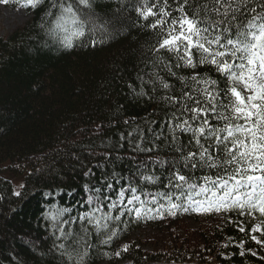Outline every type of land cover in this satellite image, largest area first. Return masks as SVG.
Instances as JSON below:
<instances>
[{
	"label": "trees",
	"instance_id": "trees-1",
	"mask_svg": "<svg viewBox=\"0 0 264 264\" xmlns=\"http://www.w3.org/2000/svg\"><path fill=\"white\" fill-rule=\"evenodd\" d=\"M144 2L40 0L28 23L0 36V264H75L60 244L74 258L87 247L85 264H264L254 253L264 254V231L253 229L255 215L264 229V216L231 210L192 228L184 209L190 189L181 195L169 184L177 169L198 185L221 171L184 167L182 156L197 149L189 133L176 130L173 139V115H191L181 94L199 95L192 76L225 84L211 65L177 67L163 50L157 59V31L137 11ZM69 6L83 25L59 20ZM81 28L84 35L73 34ZM130 185L151 214L127 212L139 205L125 202L124 215L110 206L96 213L119 217L107 229L80 219L93 209L90 196L110 204ZM60 209L70 211L49 218ZM149 229L155 234L138 236Z\"/></svg>",
	"mask_w": 264,
	"mask_h": 264
},
{
	"label": "snow or ice",
	"instance_id": "snow-or-ice-1",
	"mask_svg": "<svg viewBox=\"0 0 264 264\" xmlns=\"http://www.w3.org/2000/svg\"><path fill=\"white\" fill-rule=\"evenodd\" d=\"M79 2L91 6L90 0ZM173 2L175 7L169 4V0H151V3L145 0L137 9L140 18L150 21L148 27L157 31V46L154 49L157 59H160L163 50L175 55L177 67L194 69L198 65H211L224 78L225 87L220 89L215 79L192 76L190 79L194 85H199L194 89L199 95L194 96L191 92L181 94L183 111L191 115L187 119L173 115L176 121L173 139L179 141L176 130L189 133V142L194 143L197 149H189L182 156L184 167L199 165L221 171H217L214 178L202 177L204 184L198 185L190 176L184 175L182 169H177L169 177V184L180 189L181 195H184L185 185L190 190L199 188L195 195L210 193L204 201H193L198 207L206 206L216 211L239 210L242 215L245 210H258L264 216V0ZM39 3L40 0H27L25 6L36 7ZM63 12L60 21L68 18L74 24L79 22L83 25L84 21L75 15L71 6L64 8ZM73 34L82 36L84 32L81 28ZM68 44L70 46V40ZM165 67L175 75L171 66ZM157 79L164 89L171 87L158 75ZM167 99L174 102L176 98ZM213 121L222 122L223 126ZM214 151L223 153L222 158L218 159ZM144 179L156 182L151 176ZM136 191L131 185L127 192L121 187L116 200L107 198L110 204L90 196L87 203L93 209L85 212L80 219L96 228L107 229L111 220L119 217H112L107 212L98 217L96 213L102 206H110L124 215L120 206L125 202L139 205L127 209V212H134L139 217L147 209ZM188 199L192 200L193 196L189 194ZM179 206L171 204L172 209ZM68 211L70 209L50 212L49 218L55 221ZM257 230L264 231L259 226ZM59 231L61 237L70 235L63 228ZM113 235L114 232L110 233L108 239L111 240ZM59 248L69 261L75 259V264H85L87 247L77 252L76 258L65 249L64 244H60Z\"/></svg>",
	"mask_w": 264,
	"mask_h": 264
},
{
	"label": "rangeland",
	"instance_id": "rangeland-1",
	"mask_svg": "<svg viewBox=\"0 0 264 264\" xmlns=\"http://www.w3.org/2000/svg\"><path fill=\"white\" fill-rule=\"evenodd\" d=\"M26 3H27V0H0V36H4V37L8 36L11 33H13V31H15L16 29L22 27L23 25L29 22L32 15L30 14V11H29L30 6H25ZM15 190L16 192L19 191L18 188H16ZM196 192H199V189L189 190L188 192V195L191 194L196 199L194 201H204L208 196H210V193L195 195ZM195 206L196 208L194 206L193 207L195 208V212L198 215H189L187 216V219H186L192 228L193 227L197 228L196 224L198 223V221H206V220L213 219L212 217L214 216L223 215L222 213L218 214L216 210L207 208L206 206L198 207L197 204H195ZM143 212H146V211H143ZM255 216L257 220H260L259 215H255ZM206 223H209V222H206ZM258 226L262 229V226L257 224L254 230L261 233L262 231L257 230ZM149 234L154 235L155 232L149 229L145 233L138 234V236L141 235L142 238L144 239L147 236H149ZM254 253L260 258L264 257V254H261L255 251Z\"/></svg>",
	"mask_w": 264,
	"mask_h": 264
}]
</instances>
